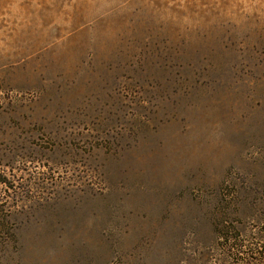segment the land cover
<instances>
[{"label":"rangeland","instance_id":"1","mask_svg":"<svg viewBox=\"0 0 264 264\" xmlns=\"http://www.w3.org/2000/svg\"><path fill=\"white\" fill-rule=\"evenodd\" d=\"M231 181L264 198V0H0V264H199Z\"/></svg>","mask_w":264,"mask_h":264},{"label":"trees","instance_id":"2","mask_svg":"<svg viewBox=\"0 0 264 264\" xmlns=\"http://www.w3.org/2000/svg\"><path fill=\"white\" fill-rule=\"evenodd\" d=\"M226 187L229 194L221 200L223 206L209 220L213 225L210 233L214 246L200 254L199 264H264V218L254 215L264 209V198L244 200L241 194L247 186L238 182L231 181ZM262 189L264 186L259 185L251 191ZM247 220L251 222L248 225ZM190 261L185 260L188 264Z\"/></svg>","mask_w":264,"mask_h":264}]
</instances>
